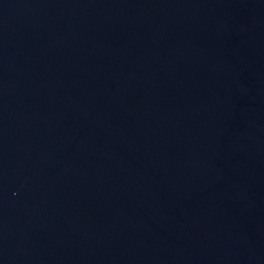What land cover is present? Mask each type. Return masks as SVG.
Returning <instances> with one entry per match:
<instances>
[{"label": "water", "instance_id": "water-1", "mask_svg": "<svg viewBox=\"0 0 264 264\" xmlns=\"http://www.w3.org/2000/svg\"><path fill=\"white\" fill-rule=\"evenodd\" d=\"M0 264H264V0H0Z\"/></svg>", "mask_w": 264, "mask_h": 264}]
</instances>
